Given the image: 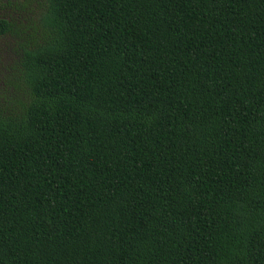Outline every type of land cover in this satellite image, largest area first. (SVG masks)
Returning a JSON list of instances; mask_svg holds the SVG:
<instances>
[{"label":"trees","instance_id":"16d2710c","mask_svg":"<svg viewBox=\"0 0 264 264\" xmlns=\"http://www.w3.org/2000/svg\"><path fill=\"white\" fill-rule=\"evenodd\" d=\"M0 264H264V0H0Z\"/></svg>","mask_w":264,"mask_h":264},{"label":"rangeland","instance_id":"374dc122","mask_svg":"<svg viewBox=\"0 0 264 264\" xmlns=\"http://www.w3.org/2000/svg\"><path fill=\"white\" fill-rule=\"evenodd\" d=\"M3 50V52L5 53L6 57L8 58V62L10 65H12L13 63V57L11 56V53L6 49V46L1 45L0 46V51Z\"/></svg>","mask_w":264,"mask_h":264}]
</instances>
